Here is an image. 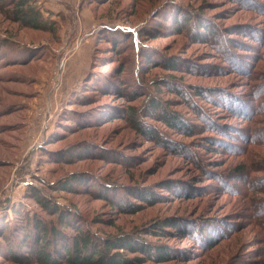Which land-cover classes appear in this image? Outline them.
<instances>
[{
  "label": "rangeland",
  "instance_id": "374dc122",
  "mask_svg": "<svg viewBox=\"0 0 264 264\" xmlns=\"http://www.w3.org/2000/svg\"><path fill=\"white\" fill-rule=\"evenodd\" d=\"M62 8L54 36L0 14L34 47L0 61V264H37L14 246L37 222L132 264H264V0Z\"/></svg>",
  "mask_w": 264,
  "mask_h": 264
},
{
  "label": "trees",
  "instance_id": "16d2710c",
  "mask_svg": "<svg viewBox=\"0 0 264 264\" xmlns=\"http://www.w3.org/2000/svg\"><path fill=\"white\" fill-rule=\"evenodd\" d=\"M34 3V0H0V14L22 27L43 31L54 36L57 29L56 22L47 21ZM2 41L4 40L0 38L1 62H5L7 58L13 62L19 61L21 58L25 59V56H29L34 48L32 46L19 47L10 41L8 42L10 46H8V44H3ZM12 58L18 59L11 60ZM259 138L255 142L257 144L264 143V137L260 136ZM249 141L252 142L253 138L250 137ZM244 170V168L243 171L241 170L242 177H239V179L233 177L235 175L233 173L231 179L240 181V178H243L241 182H246V180L251 182L245 176L246 171ZM252 190L256 189L246 186V195L248 196ZM258 204L259 211L252 213L251 218L257 222L264 238V201ZM255 216H258V220ZM61 221H64V219ZM48 223L37 222L33 225L32 234L23 233V236L17 237L18 242L14 243L16 250H21L23 246L30 244L28 247L30 256L37 264H132L130 259L121 257V254L117 251L119 249L133 250L135 247L137 248L135 243H123L122 240L116 241L117 239L109 237L99 239L89 230L83 229H73V233L66 236L58 231L57 226H51ZM113 250L117 251L112 252ZM158 250L160 251V249ZM16 252L13 255V260L17 262L20 259ZM261 255H264V252ZM160 258H164V256H160Z\"/></svg>",
  "mask_w": 264,
  "mask_h": 264
},
{
  "label": "crops",
  "instance_id": "0c3cea01",
  "mask_svg": "<svg viewBox=\"0 0 264 264\" xmlns=\"http://www.w3.org/2000/svg\"><path fill=\"white\" fill-rule=\"evenodd\" d=\"M72 1V0H36V3L38 4L39 7H41V11H46L48 13V11L50 12L51 15L45 14L43 15L45 18L52 16L53 18L55 17V19L59 18L60 13H62L63 11L66 12L67 10H65L64 8H62L63 4H66V2ZM78 6V4H77ZM76 6V7H77ZM77 10V8H76ZM75 10H73L74 12ZM84 13H82V17L87 19L88 15L85 11H83ZM64 15L66 13H63ZM62 27V26H61ZM63 32V27L61 28V30L59 31L58 34H60Z\"/></svg>",
  "mask_w": 264,
  "mask_h": 264
},
{
  "label": "built area",
  "instance_id": "2783aa9c",
  "mask_svg": "<svg viewBox=\"0 0 264 264\" xmlns=\"http://www.w3.org/2000/svg\"><path fill=\"white\" fill-rule=\"evenodd\" d=\"M56 87V86H55Z\"/></svg>",
  "mask_w": 264,
  "mask_h": 264
}]
</instances>
